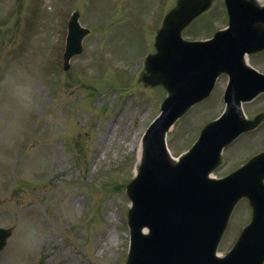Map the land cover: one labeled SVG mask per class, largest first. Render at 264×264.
Wrapping results in <instances>:
<instances>
[{
	"label": "rangeland",
	"instance_id": "1",
	"mask_svg": "<svg viewBox=\"0 0 264 264\" xmlns=\"http://www.w3.org/2000/svg\"><path fill=\"white\" fill-rule=\"evenodd\" d=\"M141 1L152 21L159 20L160 9L152 0ZM59 2L0 0V119L7 118L5 125L0 123V225L15 228L0 264H102L128 249L125 185L138 162L133 141L155 116L152 101L158 102L159 96L153 98V91L142 84L136 88L137 82L128 78L130 70L123 73L95 62L99 45H116L101 36L88 37L84 53L64 70L62 51L55 44L57 25L51 20ZM175 3L157 2L164 5L162 16ZM108 5L109 0H95V16L109 20L120 11L118 2ZM82 8L83 22L90 23L91 12ZM104 9L110 14L104 15ZM223 11L224 0H214L185 35L205 36L224 26ZM119 24L129 32L128 44L148 41L152 24L146 16L124 17ZM254 60L264 67V53ZM224 82L210 103L197 106L176 124L169 136L173 154L187 150L205 121L222 111ZM261 107L264 97L247 104L246 110L252 115ZM263 148L264 127L226 151L229 168ZM250 219L251 207L244 199L220 250L231 247ZM115 259L108 264H124Z\"/></svg>",
	"mask_w": 264,
	"mask_h": 264
},
{
	"label": "water",
	"instance_id": "2",
	"mask_svg": "<svg viewBox=\"0 0 264 264\" xmlns=\"http://www.w3.org/2000/svg\"><path fill=\"white\" fill-rule=\"evenodd\" d=\"M190 2L184 1L168 18L161 38V58L172 59L164 66L168 75L164 81L170 88H178V79L183 80L188 90L178 91L166 102L164 115L149 131L143 163L147 177L142 186L136 183L135 187L134 183L131 188L135 201L133 236L137 239L133 241L129 264H219L213 261L215 244L234 203L242 195L251 198L254 221L244 232L240 249H236L240 255L223 264H260L264 259V155L236 177L213 184L207 180L217 149L244 126L240 120L243 97L235 95L231 103L227 97L225 115L203 131L199 142L179 165L171 164L163 138L170 123L191 104L208 79L214 82L219 66L229 63L226 59L235 58L234 63L240 64L245 51L264 45V7L248 0H228L230 28L218 33L211 42L191 43L181 39L180 31L201 6L185 11ZM191 67L195 69L193 75L185 79L176 77L177 70L184 72ZM241 81L236 79L235 86L241 87ZM144 225L150 227V234H140ZM7 233L2 230V237ZM212 239L214 245L210 249L208 243Z\"/></svg>",
	"mask_w": 264,
	"mask_h": 264
},
{
	"label": "bare ground",
	"instance_id": "3",
	"mask_svg": "<svg viewBox=\"0 0 264 264\" xmlns=\"http://www.w3.org/2000/svg\"><path fill=\"white\" fill-rule=\"evenodd\" d=\"M254 2H256L257 0H253ZM134 145H137V147L139 148L138 150H139V156L141 155V152H140V150H141V144L139 143V139H138V137L137 138H134Z\"/></svg>",
	"mask_w": 264,
	"mask_h": 264
}]
</instances>
